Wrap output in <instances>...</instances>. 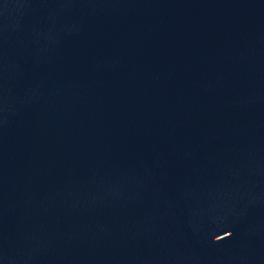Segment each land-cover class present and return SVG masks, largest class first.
Instances as JSON below:
<instances>
[{
    "label": "water",
    "instance_id": "water-1",
    "mask_svg": "<svg viewBox=\"0 0 264 264\" xmlns=\"http://www.w3.org/2000/svg\"><path fill=\"white\" fill-rule=\"evenodd\" d=\"M82 264H264V0H135Z\"/></svg>",
    "mask_w": 264,
    "mask_h": 264
}]
</instances>
